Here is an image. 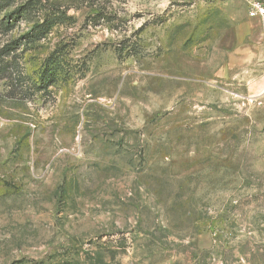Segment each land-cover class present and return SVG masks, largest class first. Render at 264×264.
I'll list each match as a JSON object with an SVG mask.
<instances>
[{"label":"rangeland","instance_id":"374dc122","mask_svg":"<svg viewBox=\"0 0 264 264\" xmlns=\"http://www.w3.org/2000/svg\"><path fill=\"white\" fill-rule=\"evenodd\" d=\"M49 1L74 19L0 79V264H264L247 0Z\"/></svg>","mask_w":264,"mask_h":264},{"label":"trees","instance_id":"16d2710c","mask_svg":"<svg viewBox=\"0 0 264 264\" xmlns=\"http://www.w3.org/2000/svg\"><path fill=\"white\" fill-rule=\"evenodd\" d=\"M12 6L14 7L10 10ZM99 10L94 8L95 15H92L94 25L100 23L102 18L112 21V18L102 16ZM72 19L74 17L68 14V7L64 8L61 4L49 0H0V34L11 32L21 21L32 23L28 31L19 37L11 38L0 47V79H11L10 85L14 87L19 82L17 79L24 77L23 71L18 70L16 76L13 71V65L18 61L17 50L23 45L46 37L57 25H68ZM138 51L130 53L135 54ZM52 75L55 76L56 73Z\"/></svg>","mask_w":264,"mask_h":264},{"label":"built area","instance_id":"2783aa9c","mask_svg":"<svg viewBox=\"0 0 264 264\" xmlns=\"http://www.w3.org/2000/svg\"><path fill=\"white\" fill-rule=\"evenodd\" d=\"M248 16L259 21L264 37V0H247Z\"/></svg>","mask_w":264,"mask_h":264}]
</instances>
